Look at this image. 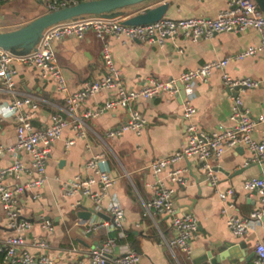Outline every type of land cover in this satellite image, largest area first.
Returning a JSON list of instances; mask_svg holds the SVG:
<instances>
[{
    "label": "crops",
    "instance_id": "1",
    "mask_svg": "<svg viewBox=\"0 0 264 264\" xmlns=\"http://www.w3.org/2000/svg\"><path fill=\"white\" fill-rule=\"evenodd\" d=\"M7 0L0 3V32L14 30L44 13L40 0H34L37 8H8ZM166 2L165 17L184 18L189 16L213 18L224 6L223 0H151L138 7H125L121 10L122 17L141 12ZM26 4V3H25ZM4 6V7H3ZM258 42L255 30L247 28L237 32L214 33L208 38L190 40L175 34L165 39L161 48H156L146 42L124 40L123 42L108 38V48L114 66L119 70L120 79L126 88H137L148 79L168 80L177 77L187 68H193L201 63L232 56L249 44ZM58 65L60 66L66 91L72 92L80 87L83 81L91 80L103 73V63L100 55L101 42L91 32H86L81 39L64 37L52 44ZM15 69L14 84L10 91L0 85V106L11 98L22 94H31L39 100L38 108L31 118V124L43 128L50 114L57 113L64 119L68 115L64 111V93L55 90L53 84L40 78L35 68L18 63L12 64ZM225 72L232 79L249 77L260 83L255 88H238L229 90L220 80V71H213L205 82H194L192 86L191 103L195 113L191 120L202 130L212 131L220 125H229L230 96L238 95L242 104L254 117L264 112V60L261 56L233 60L226 64ZM112 94L110 90H101L85 99L79 106V111L91 109L101 104ZM145 119L141 134L136 136L125 132L114 139L103 137L106 130L124 122L128 116L127 108L107 110L95 118H85L86 138L76 139L74 144L63 152V141L72 136L69 128H64L61 136L50 146L47 154L43 185L35 189L39 197L31 199L32 190L24 189L17 195L21 215L32 222L30 230L24 237L43 235L39 219L49 217L53 232L48 240L47 253L63 264H72L79 251L97 246L105 236L104 230L85 235L82 224L75 212L91 208L89 199L77 194L68 198L59 195L60 179L70 178L75 174H83L84 161L89 154L104 155L110 174L115 178L114 184L108 189L102 202L115 197L123 210L122 230L131 233L130 240L126 235L117 242L118 246L126 244L133 248L139 256V264H188L184 255L176 249L168 250L160 243L161 235L167 238L170 231L166 219L160 216L140 218L142 203L149 197L153 178L147 165L155 157L169 154L179 148L184 142L183 119L181 117V102L176 97L166 93L150 99H139L131 104ZM264 124H259L251 133L253 139H259ZM14 123L8 117L3 118L0 125V145L14 142ZM88 141L89 151L84 149ZM248 156L243 146L227 148L216 159L211 160L216 173L217 189L233 188L232 207L228 213L246 216L252 209L259 207V201L254 191H245L241 187L243 179L257 176L264 171V160L259 163L242 165ZM24 164L28 156L21 154ZM62 163L59 164V161ZM11 161L7 153L0 154V167L7 166ZM172 168L182 170L184 184L175 189L173 201L177 213L189 212L197 221L195 237L190 245L193 255H202L208 250L209 243L228 241L240 245V251L253 253L256 241H264V214L260 221L241 236L232 235L225 226L224 216L220 213L222 203L216 193L203 178L197 164L193 160H182L169 165L165 172ZM25 173H18V178L12 176L5 179L7 184H24ZM199 191V197L189 211L184 207L188 204L186 194L193 196ZM78 201V205L75 202ZM73 216V225L82 228V235L70 236L68 223ZM98 212L93 220L105 219ZM138 226H134V223ZM114 233V232H112ZM116 233V232H115ZM15 233L5 226V217L0 208V239ZM111 234V233H110ZM109 234V235H110ZM253 255L249 258L248 263ZM227 264V263H224ZM241 264V263H237Z\"/></svg>",
    "mask_w": 264,
    "mask_h": 264
},
{
    "label": "built area",
    "instance_id": "2",
    "mask_svg": "<svg viewBox=\"0 0 264 264\" xmlns=\"http://www.w3.org/2000/svg\"><path fill=\"white\" fill-rule=\"evenodd\" d=\"M7 0H0V3ZM46 12L58 10L77 3L76 0H40ZM224 6L213 18L184 17L169 18L162 16L156 21L143 24H123L124 17H107L101 14L76 16L62 20L45 27L39 34L33 47L23 54L14 53L0 47V85L10 91L14 84L15 69L13 63L31 66L38 72L40 78L50 81L55 90L63 92L64 111L69 116L64 119L57 113L50 114L43 128L31 124L39 100L31 94H22L11 98L0 106V125L3 118H10L14 123L15 139L12 144L0 145V154L7 153L11 161L7 166L0 167V208L5 217V226L15 234L0 239V264H63L47 253V236L53 232L49 220L39 219L43 235L24 237L30 230L32 222L21 215L17 195L24 189L32 190L31 199L39 197L35 189L40 188L45 180L44 171L50 146L61 136L64 128H69L72 136L63 141V152L72 146L76 139L86 138L85 118H95L107 110L127 108V119L106 130L104 138L114 139L125 132L140 135L145 126V119L131 104L139 99H150L166 93L175 97L176 82L182 85L184 97L181 100V117L183 119V144L161 157H155L146 166L153 181L149 185V197L142 203L140 218L160 216L166 219L170 235H161L160 243L168 250L176 249L186 259L191 254V241L195 237L197 221L189 212L177 213L173 201L175 189L184 184L182 170L172 168L161 174L172 164L182 160H193L203 178L216 193L222 206L220 213L228 231L234 236H241L260 221L264 214V171L257 176L242 180L241 187L245 191H254L258 197L259 207L252 209L246 216L228 213L232 207L233 188L217 189L218 179L213 170L211 160L218 158L225 149L243 146L248 156L242 165L259 163L264 160V127L259 139H253L251 133L259 124H264V112L254 117L242 104L238 95L230 96L229 125H220L212 131L200 129L192 120L195 108L191 103L192 86L194 82H205L213 71H220L221 83L229 90L235 87L255 88L258 80L249 77L232 79L225 72L226 64L233 60L261 56L264 60V13L258 9L253 0H223ZM247 28L255 30L258 42L245 46L232 56L211 59L193 68H187L177 77L168 80L148 79L137 88H126L120 79L119 70L112 62L108 48V38L121 42L135 40L146 42L156 48H161L166 38L175 34L195 40L208 38L214 33L237 32ZM86 32L101 42L100 55L103 63V73L98 77L83 81L77 90L66 91V85L57 63L52 44L64 37L81 39ZM101 90H110L112 94L101 104L91 109L79 111L80 104L88 97ZM84 149L89 151L88 141ZM28 156L24 164L21 154ZM83 174H75L70 178L60 179L58 183L61 198L77 194L91 202V216L79 223L82 224L85 235L104 230L105 236L99 247L92 246L79 251L72 264H139L138 253L126 244L118 246L114 252L117 238H123V210L115 197L102 202L108 189L114 184L103 154H89L83 164ZM27 176L24 184H7L5 179L12 176L18 178V173ZM78 205V201L75 202ZM102 212L107 219L93 220L96 213ZM138 226V223H134ZM116 232V236L109 234ZM250 264H264V241H256L253 245V257Z\"/></svg>",
    "mask_w": 264,
    "mask_h": 264
},
{
    "label": "water",
    "instance_id": "3",
    "mask_svg": "<svg viewBox=\"0 0 264 264\" xmlns=\"http://www.w3.org/2000/svg\"><path fill=\"white\" fill-rule=\"evenodd\" d=\"M145 0H86L75 4L60 8L58 10L45 12L19 28L10 31L0 32V47L9 49L14 53H27L37 41L40 32L53 23L66 20L72 17L85 14H101L107 17H122L121 10L125 7L142 2ZM264 13V0H253ZM167 3L162 2L147 8L141 12L132 14L122 20L123 24H143L156 21L164 15L167 8ZM200 39V37L198 38ZM177 93L175 97L178 102H181L184 97L182 85L176 82ZM239 87L233 88L236 91ZM238 146H235V148ZM62 160L59 161V164ZM189 203L185 204L186 211H189L192 204L199 197V191L190 196L185 195ZM92 214L90 208L86 210H78L75 212L76 217L80 222L87 220ZM98 215V213H96ZM107 219V216H104ZM44 220H50L49 217H43ZM99 247V245H97ZM253 255L252 252L246 254L245 251H240V245L228 241H215L209 243L208 250H204L202 255H193V251L189 256L188 264H247L249 258ZM104 264H110L105 262Z\"/></svg>",
    "mask_w": 264,
    "mask_h": 264
},
{
    "label": "rangeland",
    "instance_id": "4",
    "mask_svg": "<svg viewBox=\"0 0 264 264\" xmlns=\"http://www.w3.org/2000/svg\"><path fill=\"white\" fill-rule=\"evenodd\" d=\"M150 1L151 0H145V1L133 4V5L128 6V7L135 8V7L140 6L141 4H145V3L150 2ZM5 5H7L8 8H21V7H23V8H37L38 7L34 0H12L10 2H6ZM41 8H43V11L45 13L46 10L44 9V7L42 6ZM85 15H95V14H85ZM85 15H80V16H85ZM69 215H70V217H69L70 220H69L67 227H68V231H69L70 236L82 235V228L80 226L73 225V216L71 213Z\"/></svg>",
    "mask_w": 264,
    "mask_h": 264
},
{
    "label": "trees",
    "instance_id": "5",
    "mask_svg": "<svg viewBox=\"0 0 264 264\" xmlns=\"http://www.w3.org/2000/svg\"><path fill=\"white\" fill-rule=\"evenodd\" d=\"M77 2H82V1H86V0H76ZM126 236V239L127 240H130V238L132 237V235H131V233L129 232V233H127V234H125ZM110 236H116V233L114 232V233H111L110 234ZM122 239H119V238H117V242H120ZM1 256V255H0Z\"/></svg>",
    "mask_w": 264,
    "mask_h": 264
}]
</instances>
